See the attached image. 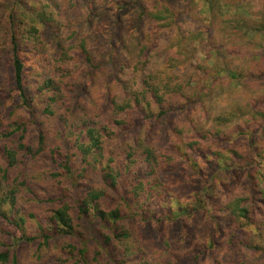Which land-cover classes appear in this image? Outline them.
<instances>
[{"label":"rangeland","instance_id":"rangeland-1","mask_svg":"<svg viewBox=\"0 0 264 264\" xmlns=\"http://www.w3.org/2000/svg\"><path fill=\"white\" fill-rule=\"evenodd\" d=\"M113 1L121 0H0V49L8 44L5 32L13 19L35 27L36 50L23 58L25 86L35 93V83L52 77L63 95L52 106L53 116L41 115L47 99L36 95L30 109L15 111L17 104L4 93L12 83L3 68L11 69L0 57V157L19 142L11 127L16 120L28 126L22 142L37 148L36 131L46 138L38 154L19 155L4 176L0 171L1 194L18 189L17 208L26 221L22 234L0 218V253L9 255L0 264H118L126 243L112 234L121 227L132 233L135 263L264 264V205L259 211L252 203L264 191V0H138L148 10L166 6L177 13L168 27L148 19L138 29L137 5L109 12ZM159 83L181 85L180 96L171 99L178 108L167 118L157 114L149 90ZM9 90L13 100L16 93ZM125 102L130 111L116 113L114 104ZM146 103L150 113L139 115ZM35 123H42L39 130ZM83 124L102 135L101 151L85 163L74 145L78 135L88 141ZM218 128L227 133L225 142L186 148L198 132ZM177 147L188 153L185 162L174 154ZM144 148L155 150L152 165ZM209 149L220 157L201 154ZM105 165L128 166L139 179L107 190L100 200L104 211L124 210V219L114 224L91 210L82 215L76 203L86 189L104 188ZM0 167H6L1 158ZM139 181L155 190L146 187L152 195L134 214L122 200L132 206L136 200L128 192ZM253 182L258 186L251 191ZM169 183L179 204L166 217L164 206L154 202L160 201L156 187ZM235 199L248 207V220L220 210ZM63 204L70 208L73 234L47 242L39 235L44 218Z\"/></svg>","mask_w":264,"mask_h":264},{"label":"trees","instance_id":"trees-1","mask_svg":"<svg viewBox=\"0 0 264 264\" xmlns=\"http://www.w3.org/2000/svg\"><path fill=\"white\" fill-rule=\"evenodd\" d=\"M137 5L138 7V16H137V25L136 28L138 29L140 26V23L146 21V20H155V21H163L161 23V27H168L171 24L175 22V19L177 17V13L174 12V10L169 9L166 6H162L157 9L148 10V7L145 5L144 2H139L138 0H121L120 2H111L108 5L109 12H117L123 9L127 8H133ZM114 10V11H112ZM43 17V16H42ZM42 21V19H41ZM23 27L22 22H15L14 19L10 21V25L8 27V30H6V35H8L9 40L8 44L5 45L7 42L5 41V46L0 49V57L3 58V62H6L7 66H10V71L8 68L4 71L9 76L11 74V83L12 85L8 87V89L4 90L5 95L7 94V97H5L8 102L16 103V110L18 108H21L22 110L30 109V104L34 102L36 99L35 95L46 97L47 101L45 103L44 109L41 110V115H44L46 117H50L54 115L53 111V104H57L58 98H62L63 95H59L60 93V87L56 83L53 82L52 77H47L45 80L43 79L42 83L37 82L35 83V93H32L29 88L25 86V64L23 58H25L28 55H31L35 52L36 48V35L38 33V30L35 27ZM27 33V36L24 37V33ZM60 47V45H59ZM143 49H140L137 58L139 60L144 58V54H142ZM65 54V52L63 53ZM88 53H86L87 55ZM142 54V55H141ZM69 57H65V59H68ZM85 60L88 62V64H91V56L87 55L85 57ZM64 61V60H63ZM11 72V73H10ZM230 77H233V75H230ZM153 79V78H152ZM157 85H150L149 90L152 93L151 98L152 102L154 103L158 115L160 116H166L168 117V114L170 112L174 113L176 112L178 106L177 104H174L171 102V99L175 97H179L181 93V85H176L174 87H170L168 85H164L163 87ZM164 88V92L160 89ZM9 89H12V92L16 93V95L11 98L13 100H10V92ZM171 96V97H168ZM173 97V98H172ZM136 103H139L137 100H135ZM131 105L128 103H122V104H114V110L116 113H128L130 111ZM20 111V109H19ZM22 111H20L21 113ZM33 113V112H32ZM32 113L29 115L30 117L33 116ZM150 113V106L149 103H146L138 110L139 115H145ZM222 120V119H219ZM140 121V119H139ZM221 122H229V119H225ZM119 125H122L121 123H116ZM35 126L39 130V127L42 126V123H35ZM13 127V133L18 132L20 133L19 136V142L17 143V146L15 149L11 148H5L1 155V161H3L4 164H6L5 168L0 167V171H2L3 176L6 174V171L8 168L14 167L18 162V156L21 157H27V156H33V153H39L43 150L44 144H45V136L42 131H39L37 133L36 131V138H37V148H33L31 145L26 144L22 142L25 139V134L27 133L28 126L26 123H23L22 121L16 120L12 126ZM82 131H85L86 138L88 141H79L80 135H78L77 139L75 140V147L77 148L78 152L81 155V161L83 163L86 162V158L91 155L94 152H100L101 151V137L102 135L97 129H94L93 127H88L87 124H83V127L81 128ZM226 135L227 133L222 132L219 128L218 129H212L207 131H202L197 133V139L191 141L189 145L186 148H189V150H193L194 147L191 148L193 144H199L200 142H210L212 140H217V142H225L226 141ZM194 146V145H193ZM182 147H177L174 149V154L178 155L179 159H182L185 162L187 154L182 155ZM209 153L201 152V154L205 153L207 155L213 154V156H219V153L216 151H212L209 149ZM144 154V160L149 165H152V162L155 161V150L152 148H144L143 150ZM183 156V157H182ZM190 162V160H188ZM198 164V163H196ZM189 165V164H188ZM192 168L193 172H196V165L190 164L189 165ZM68 173L71 172V166H68V163H65L64 167ZM149 172L148 175L153 174V168L148 167ZM84 171V169H83ZM102 171V181L104 183L103 189H93L88 188L86 189L85 197L83 200H77L76 203L78 204L79 211L82 215L88 214V212L91 210L93 212V217L98 218L99 220L107 223H117L118 221H122L124 219V210L120 209L119 206L117 208H114L109 211H104L98 207V204L100 200L104 197H107V190L114 191L117 187H122V183L127 186L128 181L129 183L132 181L133 183L136 180H139L137 177H134V171H131V169L126 166L123 168H116L113 169L109 167L108 165H105L101 169ZM131 177L128 180V177ZM125 178V180L123 179ZM123 179V181H122ZM120 180V182H119ZM119 182V183H118ZM126 183V184H125ZM136 184V183H135ZM134 184V185H135ZM22 185V184H21ZM1 186V185H0ZM150 187V189L153 191L155 188L151 187L149 184H144L142 182H138L134 189H132L131 192H128L132 194V198L136 200L132 206H130L126 199L123 198V206L127 208H131V210L135 213H137L139 210H142L143 203L142 199L148 200L152 192H147L146 187ZM207 186V185H206ZM258 186L257 183L253 182V186L251 187V191L254 190V188ZM174 186L171 185V183L166 184L164 186H157L156 187V198H159L160 201H156L154 203L164 206L163 211L166 212V217H169L171 215V210L173 208L178 207L179 202L177 199H174L170 194H174L172 191V188ZM17 188L10 189L7 191H4L2 194L0 192V218L5 220L7 223H12L17 230H19L22 234L25 224V219L19 214V210L17 208V200H18V193L16 192ZM1 190V187H0ZM258 191V189L256 190ZM257 194H260L259 198H253L252 203L259 208V211L261 209V205H264V191H258ZM125 194V193H124ZM229 201V200H228ZM227 201V202H228ZM145 202V201H144ZM200 202V200H199ZM226 202V203H227ZM4 206L7 207V209H4ZM227 207L221 208L220 210L224 212V214H229L228 211L232 213H235L237 217L244 218L245 220H248V207L243 205L241 203L240 199H235L232 201H229L226 204ZM70 208L63 204L61 206H58L51 210V214L47 215V217L44 218V223L46 224V228H41L40 236L43 240L49 241L52 236L55 235H71L73 234V225H72V218L69 213ZM185 225V223H184ZM3 231V230H2ZM115 231V230H114ZM4 232V231H3ZM113 237L115 240L119 241V243L125 242V246L123 247V257L121 261L118 262V264H143L141 259L137 261V263L132 261V257L135 255L133 253V250H131V245L128 239H131L132 233L131 231L124 229L121 227L120 230H116L113 234ZM22 239L25 241H32L33 239H29L25 235L22 236ZM19 240H21L19 238ZM109 240V237H108ZM107 240V241H108ZM79 254L82 256L84 255V250H79ZM9 259L8 253H0V263H5ZM74 264H87L85 261L82 263L76 262Z\"/></svg>","mask_w":264,"mask_h":264}]
</instances>
